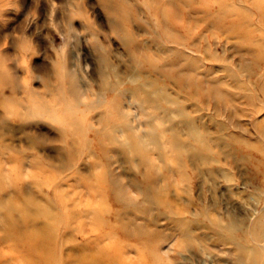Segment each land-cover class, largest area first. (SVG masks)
I'll return each instance as SVG.
<instances>
[{"label":"rangeland","instance_id":"rangeland-1","mask_svg":"<svg viewBox=\"0 0 264 264\" xmlns=\"http://www.w3.org/2000/svg\"><path fill=\"white\" fill-rule=\"evenodd\" d=\"M0 264H264V0H0Z\"/></svg>","mask_w":264,"mask_h":264},{"label":"bare ground","instance_id":"bare-ground-1","mask_svg":"<svg viewBox=\"0 0 264 264\" xmlns=\"http://www.w3.org/2000/svg\"><path fill=\"white\" fill-rule=\"evenodd\" d=\"M45 260V259H44ZM47 261V260H46Z\"/></svg>","mask_w":264,"mask_h":264}]
</instances>
